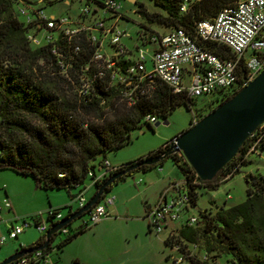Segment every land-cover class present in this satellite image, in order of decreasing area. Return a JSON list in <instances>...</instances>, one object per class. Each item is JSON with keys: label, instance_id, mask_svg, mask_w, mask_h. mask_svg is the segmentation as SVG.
Wrapping results in <instances>:
<instances>
[{"label": "trees", "instance_id": "1", "mask_svg": "<svg viewBox=\"0 0 264 264\" xmlns=\"http://www.w3.org/2000/svg\"><path fill=\"white\" fill-rule=\"evenodd\" d=\"M148 1L163 13L148 12L140 4L136 13L146 24L180 28L196 38V22L215 17L220 9L239 0ZM183 4L185 10L181 11ZM17 5V0H0V170L30 176L37 188L68 190L89 182L87 173H96L103 168L106 153L123 147L130 141L133 131L149 124L144 120L146 116L165 120L177 106L184 105L190 111L196 105V99L187 98L183 92L172 93L159 81H154L149 97H140L129 106L120 99L119 89L103 85H95L92 100L78 102L73 87L59 75L50 46L33 47L27 41L30 25L19 20ZM198 43L223 57H232L223 45L205 41ZM242 74L243 71L240 81ZM239 88L236 85L231 89L218 90L207 97L194 109L196 119L230 98ZM205 109L207 111L203 113ZM261 125L259 149L263 148L264 122ZM248 140L210 181H201L194 176L180 153L166 158L183 176L190 207H195L200 189L215 190L225 182L221 179L227 173H231V178L238 172L244 164ZM167 143L145 156L119 165L120 168L111 175L144 157L156 155L167 148ZM166 159L152 166H140L124 177L138 171L144 173L162 165ZM249 178L250 186L243 202L226 208L218 207L214 214L200 210L195 216V224H184L177 229V240L195 243L200 251L214 258H225L227 264H264V180L254 176ZM193 179L197 183L193 184ZM101 184H96L95 190ZM70 214L68 210L65 217ZM54 224L49 223L48 229ZM81 226L85 225H80L72 235L67 234L59 247L82 231ZM43 241L44 236L39 237L27 248L38 246ZM165 244H168L167 240ZM49 249L50 246L42 252L47 254ZM198 263L207 264L190 260V264Z\"/></svg>", "mask_w": 264, "mask_h": 264}, {"label": "built area", "instance_id": "2", "mask_svg": "<svg viewBox=\"0 0 264 264\" xmlns=\"http://www.w3.org/2000/svg\"><path fill=\"white\" fill-rule=\"evenodd\" d=\"M17 2L18 16L30 25L27 41L33 47L50 46L58 73L73 87L78 102L92 100L95 85H103L119 89L120 99L129 106L140 97H149L154 81L165 84L172 93L183 92L189 99L209 97L218 90L231 89L236 85L241 88L264 69V0H239L220 9L215 17L199 20L194 26L196 38L180 28L147 35L140 34L138 29L134 40L130 32L120 26L129 19L121 12V4L116 0H82L74 17L46 15L40 6L44 0ZM180 10H185V4ZM197 39L198 42L223 45L232 57L226 58L204 48ZM144 120L153 119L146 116ZM197 121L192 113L189 126ZM261 127L247 137L245 156L257 154ZM171 143L173 139L167 145ZM102 166L96 173H87L89 182L75 186L79 192L72 195L66 205L71 213V202L76 203V210L83 207L87 202L86 191L101 184L120 168L111 166L106 159ZM230 175L227 173L221 181L229 180ZM192 183H197L196 179ZM184 185V181L181 184L170 183L153 205L145 206L144 218L148 228L155 235L168 231L165 237L167 245L178 254L177 257L170 256L172 264H190V260L227 264L221 258L200 251L195 243L177 240L180 226H191L196 222L195 216L183 217L190 208ZM169 191H175V195L167 198ZM113 201L112 197L102 194L86 212V220L81 225H93L107 218L110 213L106 209L113 206ZM1 205L10 208L6 198ZM44 213L49 223H58L65 217L51 207ZM39 217L40 213L13 218L19 223L11 225L6 234L0 235V245L15 239L29 227L45 233L46 226L40 224ZM181 219L180 226L175 227ZM58 232L68 234L65 227ZM41 259L45 261L47 254L36 251L12 264H34Z\"/></svg>", "mask_w": 264, "mask_h": 264}, {"label": "rangeland", "instance_id": "3", "mask_svg": "<svg viewBox=\"0 0 264 264\" xmlns=\"http://www.w3.org/2000/svg\"><path fill=\"white\" fill-rule=\"evenodd\" d=\"M50 1L53 3L43 2L40 3V6L46 15L55 17L61 15L74 17L82 3V0ZM116 1L120 2L121 12L129 19V21L121 23L120 26L130 32L133 40L138 29L139 33L144 35L164 33L171 30L159 25L146 24L136 13L137 7L141 4L148 12L162 14L163 12L152 2L135 0V3L131 4L126 0ZM18 17L19 20L23 19L21 16ZM132 42V40L129 41L130 44ZM205 99L207 97H197L195 100L196 105L192 106L190 111L184 105L177 106L165 119L166 124H162L161 122L164 120L159 119L150 120L148 125L143 124L141 129L131 133L130 141L127 144L116 151L106 153L105 159L111 166L115 167L134 161L156 150L164 142L171 140L189 128L194 109L199 107ZM205 111L207 109L203 110V113ZM156 121H159V124L154 126L153 124ZM262 147V149L258 148L257 154L247 155L238 172L229 180L220 184L215 190L200 189L195 207H190L188 213L183 217L187 215L197 216L200 210H206L210 214H214L218 207L226 208L243 202L246 198V189L250 186L249 177L254 176L264 180V140ZM146 172V174L140 171L132 173L110 185L109 190L105 193V197L114 199L113 206L106 209L110 215L96 224L81 226L82 231L59 247V244L68 235H72L79 230V226L86 220V214L73 220L65 226L68 235L57 231L52 236L47 259L45 261L41 259L34 264H170V256L177 257L178 254L165 244L168 231L165 230L155 235L148 228L144 218V205H153L167 186L164 185L157 191L156 185L151 187V180L157 182L158 178L164 177L170 180L171 183L181 184L183 176L173 166L170 159H166L162 165L153 167ZM143 178L151 179L146 183L149 184V188L145 196L139 195V192L147 187L146 184L141 183L139 186H134L138 179L143 180ZM6 185L21 198V201L29 200L33 203L32 205L38 211L31 213V215L40 213V224L45 225L46 230L49 222L44 211L49 207L56 208L62 216H65L68 213L66 205L70 202V197L79 192V188L76 187L68 190L64 188H37L30 176H22L7 169L0 170V199L4 196V186ZM93 192L94 188L91 187L84 194L85 198L88 200ZM174 195L175 191H169L167 198ZM71 204V211L74 212L76 203L71 202ZM29 216L30 214L25 217ZM181 221L182 219L176 222L175 227H179ZM44 234L38 232L35 228L29 227L19 240L24 241L25 244H31ZM17 241L18 239L11 240V242L7 240L1 249L5 251L12 245V252H15L17 251L15 249L19 248ZM8 256L1 259V261ZM224 260L225 258L222 259V261Z\"/></svg>", "mask_w": 264, "mask_h": 264}, {"label": "water", "instance_id": "4", "mask_svg": "<svg viewBox=\"0 0 264 264\" xmlns=\"http://www.w3.org/2000/svg\"><path fill=\"white\" fill-rule=\"evenodd\" d=\"M134 4L135 0H126ZM264 122V69L175 138L173 143L154 156L144 157L110 175L91 195L83 207L51 226L44 241L30 248L18 249L0 264H12L25 255L43 251L50 245V237L59 229L86 213L107 188L124 175L140 166H152L169 156L181 153L184 160L201 181H210L235 155L247 137ZM166 124L164 120L161 122ZM159 121L154 122L157 126ZM141 133V132H139Z\"/></svg>", "mask_w": 264, "mask_h": 264}, {"label": "crops", "instance_id": "5", "mask_svg": "<svg viewBox=\"0 0 264 264\" xmlns=\"http://www.w3.org/2000/svg\"><path fill=\"white\" fill-rule=\"evenodd\" d=\"M146 173L147 172H145L144 174H146ZM138 180L140 181L139 184H137ZM138 180L134 183V186H139L141 183L144 185L148 181H150L151 179H146V178L144 179L143 178V180L142 179H138ZM150 182H151V184H150L151 187H154L156 185L157 191L159 189H161L162 187H164V185L165 186L167 185L166 187H168V185L171 183L170 180H168L167 178H164V177L158 178L157 182H154V180H151ZM146 185H147V187H145L144 189L140 190L141 192H139V195L145 196V194L148 192V188H149L148 185L149 184H146ZM3 193H4V196L2 197V199H0V235L6 234L8 228L11 225L17 224L16 221L13 220V218L25 217V216H27L29 214L31 215V213H35L36 211H38L37 208H34V205H32L33 203H31V201H29V200H25V202L21 201V198L18 197L17 194L14 193V191L8 185L4 186V192ZM5 198L10 203V208H8V209L4 208L1 205V201L3 199H5ZM33 198H34V194H33ZM144 206H146V204ZM24 232L25 231H23L21 234H19L15 239H12V240L18 239L17 243H18L19 248L20 247H25L26 248V247H28L29 245L32 244V243L31 244H25L24 241L19 240V238L22 236V234ZM8 241L11 242V240H8ZM2 245H0V261H1V259L6 257L7 255H10V254L14 253V252H12L13 251V246L12 245H10L7 248V250H5V251L1 249ZM19 248H16L15 250H18Z\"/></svg>", "mask_w": 264, "mask_h": 264}]
</instances>
